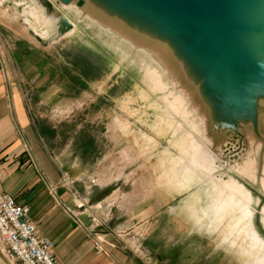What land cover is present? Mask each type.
<instances>
[{
    "label": "rangeland",
    "instance_id": "obj_1",
    "mask_svg": "<svg viewBox=\"0 0 264 264\" xmlns=\"http://www.w3.org/2000/svg\"><path fill=\"white\" fill-rule=\"evenodd\" d=\"M0 1V23L12 18L21 50L32 47L37 53L31 63L40 62V72L30 74L22 89L51 139L49 144L74 177H89L100 185L114 181L111 191L120 192L113 197L114 218L108 226L104 221L109 217L100 214L101 234L139 248L142 244L161 258L156 261L153 256L154 264H252L251 253L240 248L241 242H248L223 243V227L210 231L206 220L187 214L194 188L173 185L170 169L178 150L170 142V132L155 126V111L145 101L149 88L139 56L151 64L150 53L131 48L76 6L70 11L62 5L57 9L76 24L81 37L77 33L59 37L57 26L43 37L25 23V5ZM37 77L41 79L36 84ZM229 174L254 194L252 209L258 211L254 228L264 238L261 184L234 171ZM122 198L130 215L118 218Z\"/></svg>",
    "mask_w": 264,
    "mask_h": 264
},
{
    "label": "bare ground",
    "instance_id": "obj_2",
    "mask_svg": "<svg viewBox=\"0 0 264 264\" xmlns=\"http://www.w3.org/2000/svg\"><path fill=\"white\" fill-rule=\"evenodd\" d=\"M38 2L15 0L25 5V23L40 36L49 37L60 20ZM81 12L122 37L131 48L150 53L151 64L139 56L149 88L145 101L155 111V126L170 132V142L178 150L170 169L173 185L182 190L194 188L186 206L188 216L206 220L210 231L223 227V243L248 242H241L240 248L251 253L252 264H264V238L253 223L254 198L229 174L234 171L258 181L264 192V74L258 64L251 62L249 67L250 80L256 85L254 114L246 104L234 110L227 98L229 89L224 87L231 85L232 78L223 68H215L193 37L174 29L160 10L144 0H86ZM67 19L72 29L63 35L81 37L76 24ZM261 214L264 224V206Z\"/></svg>",
    "mask_w": 264,
    "mask_h": 264
},
{
    "label": "crops",
    "instance_id": "obj_3",
    "mask_svg": "<svg viewBox=\"0 0 264 264\" xmlns=\"http://www.w3.org/2000/svg\"><path fill=\"white\" fill-rule=\"evenodd\" d=\"M15 25L12 18L0 23V193L29 208L41 235L52 241L59 264H154L153 256L160 261L142 244L139 248L101 234L100 214L109 217L103 222L108 226L114 218L113 197L120 192L111 191L114 181L100 185L89 177H74L49 144L51 139L39 126L22 89L30 74L40 72V62L31 63L37 54L32 47L21 50ZM65 178L73 187L65 185ZM124 202L118 218L130 215ZM96 240L103 251L95 248ZM0 264H10L1 242Z\"/></svg>",
    "mask_w": 264,
    "mask_h": 264
},
{
    "label": "water",
    "instance_id": "obj_4",
    "mask_svg": "<svg viewBox=\"0 0 264 264\" xmlns=\"http://www.w3.org/2000/svg\"><path fill=\"white\" fill-rule=\"evenodd\" d=\"M37 1L43 3L47 13H55L60 20L59 37H64L63 33L71 30L72 25L57 6H76L81 10L86 5V0ZM144 1L167 16L174 29L188 32L209 62L215 68H223L232 78L231 85L224 87L229 89L227 98L234 110L246 104L254 114L252 96L256 85L250 80L249 67L251 62H256L264 74V0ZM251 195L255 203L256 198ZM260 198L264 203V196ZM256 214L258 211L253 209V223L258 218Z\"/></svg>",
    "mask_w": 264,
    "mask_h": 264
},
{
    "label": "built area",
    "instance_id": "obj_5",
    "mask_svg": "<svg viewBox=\"0 0 264 264\" xmlns=\"http://www.w3.org/2000/svg\"><path fill=\"white\" fill-rule=\"evenodd\" d=\"M64 183L73 187L68 178ZM0 242L10 264H59L52 241L41 235L37 224L30 218L29 208L3 193H0ZM94 246L99 251L104 250L99 240Z\"/></svg>",
    "mask_w": 264,
    "mask_h": 264
}]
</instances>
